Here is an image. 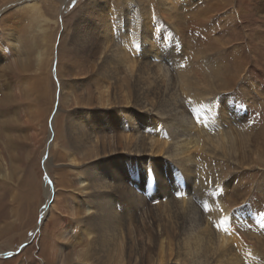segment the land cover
Listing matches in <instances>:
<instances>
[{"label":"bare ground","instance_id":"bare-ground-1","mask_svg":"<svg viewBox=\"0 0 264 264\" xmlns=\"http://www.w3.org/2000/svg\"><path fill=\"white\" fill-rule=\"evenodd\" d=\"M71 1L65 0V6ZM86 2V12L79 13L78 29L69 48L70 62L80 65L79 50L90 47L88 53L84 51L88 62L86 85L91 83L99 95H91L94 99L89 104L100 100L98 103L105 107L99 108L100 112L87 110L83 123L80 113L68 118L66 134H75L70 137L84 142L80 147L95 160L91 166L96 171L105 166L100 173L92 172L91 179L80 177L88 216L81 234L89 252L94 249L90 263L264 264L260 253L264 252V243L256 237L260 226L254 231L252 224L238 222L231 213L238 207L225 200L224 194L225 187L232 183L226 164L228 160L238 161L233 153L235 141L251 136L239 108L227 100L234 96L236 78L229 76L225 57L221 60L211 54V46L183 49L178 38L187 16L202 28L203 22L226 7L224 3L209 5L201 15L196 4L188 10L186 0ZM30 3L37 9V16V0ZM1 16L0 59H4L11 52L13 28L23 26V21L13 17L8 26ZM21 17H25L22 12L17 18ZM43 65L41 60L39 67ZM216 79L223 83L221 90L228 91L222 92L219 108L210 98ZM63 88L72 86L60 83L61 92ZM6 100H10L8 94L0 102ZM256 121L258 124L260 120ZM46 183L48 205L39 227L53 216L57 204H52L53 183ZM160 197L169 202H156ZM131 200L133 204L150 203L153 208L162 205L164 213H175L177 218L156 227H134L138 214L133 217L129 212ZM70 201L68 209L76 208L75 200ZM73 213L70 218L59 217L55 236L65 240L69 230H81V222L76 219L80 213ZM170 228L172 231L164 232ZM237 232L240 235L233 236ZM119 234L124 236L120 243L108 239ZM254 244L258 249L252 252ZM52 257L55 261L57 256Z\"/></svg>","mask_w":264,"mask_h":264},{"label":"rangeland","instance_id":"rangeland-1","mask_svg":"<svg viewBox=\"0 0 264 264\" xmlns=\"http://www.w3.org/2000/svg\"><path fill=\"white\" fill-rule=\"evenodd\" d=\"M86 1L72 0L65 6V0H37L40 9L36 16L37 9H32L31 0H0V15L8 26L12 25L13 17L23 21V26L13 28L10 35L11 52L0 59V100L7 94L10 98L0 102V264H91L88 259L94 257V249L89 252L88 242L81 234L88 216L80 177L91 179L92 172L100 173L105 166L97 167L96 171L91 166L95 160L80 147L84 142L70 137L75 134H66L68 118L80 113L83 123L87 110L100 112L99 108L105 107L98 103L100 100L89 104L94 99L91 95H99L91 83L86 85L85 52L90 47H84L85 52L79 50L80 65L70 62L69 48L78 29L79 13L86 12ZM218 1L226 7L218 9L216 16L208 14L211 18L203 22L202 28L198 21L195 23L187 16L178 38L183 49L192 45L211 46V54L221 60L225 57L223 63L229 76L236 78L234 98L227 100L239 108L251 136L247 139L241 136L235 141L233 153L238 161L228 160L226 164V174L232 183L229 188L224 186L225 200L238 207L231 212L238 222L252 224L254 231L260 226L256 237L264 243V0H186L185 3L188 10L197 6L202 15L205 8ZM21 12L25 17L17 18ZM31 16L36 17L31 20ZM13 43L20 48L17 50ZM41 60L44 65L40 68ZM216 65L219 66V61ZM60 83L72 89L63 88L61 92ZM222 84L216 79L213 83L216 93L210 96L215 98L218 108L222 106L217 103L223 100L222 92L228 93L221 90ZM256 118L260 120L258 124ZM46 182L53 183L52 204H57L53 216L39 227L42 212L48 205ZM136 193L149 199L141 191ZM71 199L75 200L76 208L68 209ZM156 202L169 201L160 197ZM149 205L144 201L133 204L131 200L129 212L133 217L138 214L134 227H156L177 218L175 213H164L162 205L156 208ZM238 210L243 213H236ZM73 212L80 213L76 219L81 222V230H69L65 240L55 236V224L60 218L72 217ZM170 231L171 228L164 230ZM120 238L124 236L113 235L108 239L120 243ZM251 248L252 252L258 249L255 244ZM260 253L264 258V252ZM52 254L57 256L55 261Z\"/></svg>","mask_w":264,"mask_h":264},{"label":"snow or ice","instance_id":"snow-or-ice-1","mask_svg":"<svg viewBox=\"0 0 264 264\" xmlns=\"http://www.w3.org/2000/svg\"><path fill=\"white\" fill-rule=\"evenodd\" d=\"M213 99H215V98H213ZM190 102H191V101H190ZM210 103H211V102H210ZM191 115H192V114L190 113V116H191ZM197 122H199V121L197 120ZM204 210H205V211L208 210L207 205L204 206ZM221 211H222V210H221Z\"/></svg>","mask_w":264,"mask_h":264}]
</instances>
